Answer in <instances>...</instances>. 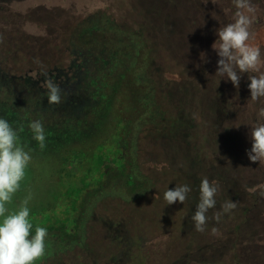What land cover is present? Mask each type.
Masks as SVG:
<instances>
[{"label": "trees", "instance_id": "16d2710c", "mask_svg": "<svg viewBox=\"0 0 264 264\" xmlns=\"http://www.w3.org/2000/svg\"><path fill=\"white\" fill-rule=\"evenodd\" d=\"M14 1L0 0V30L10 24ZM190 1L194 11L207 7V13L204 14L208 27L202 31L195 23V27H187L188 33L199 37L202 31L201 39H217L216 30L220 18L218 8L223 9L228 0H215V3L212 0L207 3L205 0ZM162 3H165L164 6L153 12L154 9L148 5L139 8V0L125 1L132 11H141V30L134 34L138 37L141 48L134 51V44L124 42L114 46L112 56L113 65L116 66L112 69L123 63H129L133 68L137 66L135 60L140 56L143 62H138L142 64L143 85L148 88L139 97L135 96L137 110L132 118L129 114L134 107L133 103L127 105L130 109L123 120L125 132L121 135L115 132L113 135L117 156L112 164H104L107 169L102 170L100 181L79 199L76 214L72 217V231L68 232L61 226L59 229L54 226L45 227L48 238L59 232V236L53 238L57 240L58 237L59 248L52 246L35 261L36 264L41 260H48L58 250L64 252L75 247L86 253L87 260L79 261L81 264H187L190 241L185 240L182 244L171 232L183 235L198 204L190 205L188 200L193 196L199 197V186L204 178L218 186L216 205L206 215L215 217L216 213H220L223 218H237L231 231L239 232L241 225L253 215V209L257 205L264 207V165H260L259 161H251L247 155L251 148V126L264 123V120L258 117L259 110H244L242 115L247 118L248 123L245 125L239 122L237 114L239 103L251 97L247 87L250 80L241 82V78L239 87L242 90L239 91L230 80L218 75L203 78L200 70L192 69L190 63L173 56L172 53L178 47L174 43L175 46L171 48L173 52L169 53L170 47L167 51L163 50L166 53L163 58L166 59L156 67L159 71L162 69L161 77L165 83H169L168 76L174 70L177 76L176 88L166 91L165 85L158 90L159 85L153 81L151 85L150 74L144 66L156 62L157 50L163 48L155 31L158 29L162 32L159 36L170 37L174 33L179 39L187 36V31L181 30L182 28L175 29L173 21L176 17L182 20L180 17L183 16L184 0H164ZM201 18L203 22L204 17L195 12L197 22H201ZM178 45L182 48V44ZM135 52L136 56L133 54ZM182 55L185 53L182 52ZM199 63L203 64L201 60ZM20 83L26 85L25 80ZM141 86L139 82L138 89ZM220 87H225L226 91L217 97L214 93ZM19 95L12 101L10 91L7 88L1 90L0 87V118L8 120L16 129L22 126L24 131L19 135L33 141L29 124L39 120L44 126L45 143L53 144L88 137L101 128L100 124L105 121L108 112H113L111 107L114 106L110 102L114 95L112 90L109 99L99 103L102 107L98 106L97 101L82 96L74 97V100L72 98L66 103L49 104L45 93L20 92ZM206 97H210L213 101L211 105H216L219 109L212 110L211 115L201 108ZM128 99L130 102L129 93ZM49 119H52L51 123L47 122ZM143 134L147 136L143 138ZM144 157L145 163L150 160L161 170L160 179L154 178L149 167L143 165ZM169 183L171 188L189 185L191 191L184 203L166 205L164 192L169 186H164ZM154 184L155 190L152 189ZM230 200L235 201L237 207L225 213L222 206ZM90 222L96 226L92 227ZM34 233L35 229L32 230V234ZM165 233L167 236L163 241L167 246L171 247L173 239L176 240L177 256L173 255L172 250L158 249L157 241ZM239 244L242 247L239 249L240 255L246 254L253 259L259 257V251L255 247L246 250L241 241Z\"/></svg>", "mask_w": 264, "mask_h": 264}, {"label": "rangeland", "instance_id": "374dc122", "mask_svg": "<svg viewBox=\"0 0 264 264\" xmlns=\"http://www.w3.org/2000/svg\"><path fill=\"white\" fill-rule=\"evenodd\" d=\"M125 1L127 2V0H15L12 3L13 12L9 17L10 24L0 30V87L1 90L7 88L10 91L13 96H11L12 101L20 96V92L47 95V89L43 86L46 79L53 80L62 89L61 103L69 102L72 98L74 100V97L79 96L95 100L98 104L104 103L109 99L110 91H114L110 100L114 105L111 107L113 112H108L105 121L100 124L101 128L88 137L63 140L60 144L45 143V148L41 150L37 141L19 135L20 143L25 150H31L32 159L26 167L25 177L20 182L19 190L13 195L12 203L7 207L10 211L16 210L23 199L30 196L28 207L30 209L29 219L33 224L32 230L37 226H54L58 229L61 226L68 232L72 231V217L76 214L79 199L100 181L102 170L107 169L104 164H112L117 156V152L114 151L116 148L113 145V135L115 132L118 135L125 132L123 120L130 109L127 105L133 103L134 107L129 114L132 118L137 110L135 96L139 97L148 88L143 85L142 64L138 62L140 60L143 62V60L139 55L137 59L135 57L137 66L132 68L129 63H123L118 68L112 69L116 66L113 65L112 56L114 46L124 42L134 44L136 46L134 51L141 48L138 37L134 35L141 30L140 24L143 20L141 11H132L129 6H126ZM139 1H141L139 8L148 5L154 9L153 12L158 11L165 4H161L164 0ZM189 1L184 0L183 16L180 17L182 20L179 17L173 19L175 29L182 28L181 30L187 31L186 37L179 39L175 33L170 37L159 36L162 32L158 29L155 31L156 37L160 40L159 44L163 48L157 50L156 62L145 64L144 67L150 74L151 85L153 82L159 85L158 90L160 86L165 85L166 91L176 88L177 76L174 70H171L168 76L169 83H165L161 77L162 69L159 71L156 67L166 59L163 58L166 54L163 50L167 51L170 47L168 51L171 54L174 43L178 47L172 53L173 56L190 63L192 69L200 70L199 73L203 78L216 75L219 57L212 48L216 39L206 41L200 38L202 31L208 27V20L204 14L207 13V7L194 11L195 8ZM251 2H253L255 13L251 27L252 37L249 42L260 48L261 71H264V0H251ZM167 7L169 8V5ZM218 9H220L218 10L220 16L218 28L233 22L236 11L233 0H228L223 9L220 7ZM195 12L204 17L203 22L202 18L201 22H197ZM195 23L202 29L199 37L188 33L187 27H195ZM178 44H182V48ZM182 52L185 55H182ZM133 54L136 56V52ZM203 54L204 58H202ZM200 60L203 63L201 65ZM214 65L216 68H212ZM169 66L172 65L169 64ZM124 67L128 69V72ZM254 74L259 75V73L242 74L241 82L243 80L248 82L249 75ZM22 77L25 78L22 79ZM24 80L26 85H20V81ZM139 82L142 85L140 89H138ZM241 90L239 87V91ZM225 91V87H220L214 94L218 97ZM209 98L206 97L201 108L211 115L212 110L219 109L216 105H211L213 101ZM247 98L242 100L237 107L239 122L245 125L248 124L247 118L243 117L242 111L252 112L264 107V98L258 102ZM214 102L216 104V101ZM98 106L102 107V104ZM47 122L51 123L52 119ZM142 136L145 138L147 135ZM141 142L142 139H140V144ZM145 160L144 157L143 165L149 167L154 178L159 177L160 179L161 170L150 160L147 163ZM155 184L152 186L153 190L156 189ZM169 185L171 183L164 187ZM198 202L199 197L197 196L188 200L190 205ZM212 209H209L206 214ZM261 213H264V207L257 205L253 209V215L241 225L239 232L231 231L238 221L237 218L220 217L217 221L212 215H207L208 221L203 232L196 231L193 221L189 218L183 235L176 234V231L171 233L174 238L175 236L179 238L182 244L189 239L191 245H189L187 264H215L214 262H219L218 264H264V215ZM90 224L92 227L96 226L93 222ZM213 229L216 231L213 232ZM56 235L59 236V232L51 235V238L46 237L45 253L52 246L59 248L58 237L57 240L53 239ZM166 236L165 233L157 241L158 249L172 250L173 255L177 256L175 253L176 240L173 239L174 244H171V247L167 246L163 241ZM239 241L246 250L255 247L259 251V257L253 259L246 254L240 255L239 249L242 247ZM84 259L87 260L86 253L75 247L64 252L58 250L49 256L48 260H41L38 264H81L79 261Z\"/></svg>", "mask_w": 264, "mask_h": 264}, {"label": "clouds", "instance_id": "9594fccd", "mask_svg": "<svg viewBox=\"0 0 264 264\" xmlns=\"http://www.w3.org/2000/svg\"><path fill=\"white\" fill-rule=\"evenodd\" d=\"M208 0H205L207 3ZM215 3V0H212ZM236 11L233 22L219 27L217 39L212 48L217 53L216 75L230 80L239 88L243 73H259L249 75L252 101L264 98V71H261V50L250 43L252 37L251 27L254 23L255 8L251 0H233ZM204 58V54L202 55ZM45 76L47 74L45 73ZM43 86L47 89L49 104L61 102L60 86L51 79H46ZM258 117L264 120V107L258 112ZM32 138L38 142L41 150L45 148L44 126L39 120L29 124ZM24 129L21 126L16 129L8 120L0 118V264H34L36 260L45 254V239L48 231L45 227L37 226L32 234L33 224L30 222V209L28 207L31 197H26L16 210L7 207L12 203L13 195L19 190L20 182L25 177V170L31 161L30 151L20 143L19 133ZM251 148L247 151L248 158L259 161L264 165V123L251 126ZM189 185H177L168 188L164 192L166 205L176 202L184 203ZM218 186L210 183L207 178L202 179L199 186V202L191 217L196 231L205 230L208 216L206 213L216 205ZM223 212L227 213L237 207L235 201H227L222 206ZM221 214L216 213L215 219L220 220ZM213 232L216 229L212 230Z\"/></svg>", "mask_w": 264, "mask_h": 264}, {"label": "flooded vegetation", "instance_id": "af4514ba", "mask_svg": "<svg viewBox=\"0 0 264 264\" xmlns=\"http://www.w3.org/2000/svg\"><path fill=\"white\" fill-rule=\"evenodd\" d=\"M252 3V2H251Z\"/></svg>", "mask_w": 264, "mask_h": 264}]
</instances>
